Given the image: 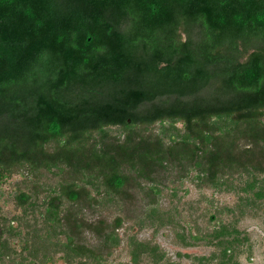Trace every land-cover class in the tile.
I'll use <instances>...</instances> for the list:
<instances>
[{
	"label": "trees",
	"instance_id": "16d2710c",
	"mask_svg": "<svg viewBox=\"0 0 264 264\" xmlns=\"http://www.w3.org/2000/svg\"><path fill=\"white\" fill-rule=\"evenodd\" d=\"M156 121L161 132L144 133ZM179 121L183 133L170 131ZM257 154L264 0H0V179L70 167L118 193L130 172L156 182L174 162L214 181L264 173ZM87 193L62 184L46 204L52 221Z\"/></svg>",
	"mask_w": 264,
	"mask_h": 264
},
{
	"label": "rangeland",
	"instance_id": "374dc122",
	"mask_svg": "<svg viewBox=\"0 0 264 264\" xmlns=\"http://www.w3.org/2000/svg\"><path fill=\"white\" fill-rule=\"evenodd\" d=\"M175 126L170 131L183 133L182 122ZM161 127L156 121L143 131ZM111 132L122 137L124 130ZM260 156L256 165H264ZM219 177L174 162L156 182L132 171L121 192L109 193L70 167L24 166L0 179V264H264V173ZM69 179L88 193L62 202L61 223L53 222L46 204ZM20 191L33 194L32 205L18 204ZM69 235L73 249L65 245Z\"/></svg>",
	"mask_w": 264,
	"mask_h": 264
}]
</instances>
